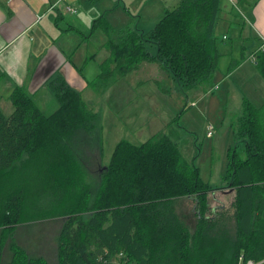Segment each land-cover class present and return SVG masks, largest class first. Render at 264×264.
Returning <instances> with one entry per match:
<instances>
[{
    "label": "trees",
    "instance_id": "16d2710c",
    "mask_svg": "<svg viewBox=\"0 0 264 264\" xmlns=\"http://www.w3.org/2000/svg\"><path fill=\"white\" fill-rule=\"evenodd\" d=\"M221 3L180 0L148 33L130 25L115 29L99 17L91 35L105 32L110 54L90 87L102 92L143 63H157L181 88L209 92L221 58L214 34ZM253 56L264 78V49ZM49 87L58 103L50 114L22 87L10 96L11 116L0 109V229L3 241L11 239L9 264H49L31 256L14 235L21 225L56 218L64 220L59 264L264 260V106L243 99L238 134L246 150L228 153L221 190L231 191L225 192L232 195L230 212L217 188L163 132L139 145L118 142L98 181L79 155L90 148L103 153L104 108L90 109L62 77ZM185 200L196 203L187 214L180 210Z\"/></svg>",
    "mask_w": 264,
    "mask_h": 264
},
{
    "label": "crops",
    "instance_id": "0c3cea01",
    "mask_svg": "<svg viewBox=\"0 0 264 264\" xmlns=\"http://www.w3.org/2000/svg\"><path fill=\"white\" fill-rule=\"evenodd\" d=\"M179 1L180 0H0V107L5 100L10 99L11 94L17 87L24 88L35 100L38 99L42 101L44 98L46 99L49 96L52 97L49 87L50 83L61 77L64 78L71 87L79 91L82 97L84 94L91 97L92 94L90 89L92 88L89 83L93 81L98 74L96 76L95 73L91 76L86 75L87 67L90 65L89 61L94 60L96 62V54H98L100 67V64L109 57L110 52L104 46L102 50H96L94 54L88 52L87 55L89 56L86 59H80L77 54L79 45L75 48V42L78 39V35L84 38L86 37L83 35L80 28L82 30H89L99 17L104 16L115 29H122L130 25L133 29L136 28L143 33H148L165 15V12L175 8ZM104 2H106V6H102L99 10L98 5H103ZM249 2L255 3V1ZM69 8L73 11L69 10ZM118 11L123 13L121 14L122 20L115 17ZM250 15L254 22L253 31L255 34L252 32V29H250V34H247V39L248 41L253 40L255 42L254 49L259 50L262 47L264 39V0H258L255 4L253 13ZM65 19L70 21V23H66ZM244 29L245 27L243 30ZM103 33L105 34V32ZM82 42L84 41L82 40ZM153 50L156 51V48H153ZM253 58L254 56L252 54L248 61L254 63ZM146 64L156 65L147 66L144 72L152 71L161 79H165L166 77V79L171 78L168 74V76H166V74L161 71V67L157 63H143L137 71L119 79L111 85L107 93V100L110 106L104 109V116L102 119L104 139L103 153L98 152L99 162L105 164L104 166L110 161L108 158L110 153L105 152V148L121 140H128L133 144L144 140L146 135L142 136L141 127L146 126L148 128V126H154L153 129H149L151 131L149 139L161 132L166 133L171 139L175 138L173 134L179 135V132L175 130V128L172 132L173 134L168 130L166 131L170 121H174L176 118L164 120L163 115L165 111L159 108V106L177 108L178 103H172L171 100L165 98L163 94H161V96L159 88L155 91H151V93H153V98H157V103L154 102V105L157 107L149 110L148 117H140L142 115H147V113L142 112L143 109L137 106H135V109L131 112L124 109L122 106L125 96L132 94V84L130 83V79L127 80L128 77L139 72ZM244 65L241 64L234 67L232 73L225 77V80L229 81L233 73H238L243 70ZM173 84H175L174 81ZM214 85L212 87L213 89L209 92H204L201 89L193 90L190 95L192 98L196 97L197 100L191 102L188 97L187 105H184V108H182L180 112L185 114L186 107L188 108L191 103L192 106L198 108L209 96V93L220 90L219 85ZM244 98L246 97L242 96L241 100L243 101ZM180 99L183 101V97H180ZM251 103L254 105L253 101H251ZM38 104L43 108L41 102ZM177 110H180V107ZM124 114L128 116L124 118ZM191 117L192 114L189 113L188 119ZM211 126L213 125L209 124L208 128ZM119 128L124 129L122 131H117ZM238 130L239 127L235 130L233 128L234 136L236 139L243 140L238 134ZM118 133H121L123 137ZM216 136H221V134H215L214 127L213 135L209 136L207 134V137L215 138ZM125 137H129L130 140L125 139ZM236 145L235 143V146ZM230 150L231 149H229V151ZM105 157L107 159H104ZM213 165L214 158L212 157L209 165L211 169V173L208 174L209 178L213 175ZM203 178L202 176V179ZM205 182L210 183V181ZM222 184H224V181L221 185ZM10 262L11 261H9V263Z\"/></svg>",
    "mask_w": 264,
    "mask_h": 264
},
{
    "label": "rangeland",
    "instance_id": "374dc122",
    "mask_svg": "<svg viewBox=\"0 0 264 264\" xmlns=\"http://www.w3.org/2000/svg\"><path fill=\"white\" fill-rule=\"evenodd\" d=\"M249 1H255V3L253 2V4ZM257 2L258 0H248V3L253 5L247 6L236 0H222L221 11L214 30L215 36L218 37V47L221 54L219 67L214 77V84L219 85L220 90H213L214 93H209V96L198 108L192 106L191 103V105L185 109L186 115L180 112L182 108H184V105H187L188 97L191 102L197 100V98L191 97L190 94L192 91L189 89H183L177 85V83L173 84L170 77V79H166L167 77L161 79L152 71L144 72L147 66H154L156 64H146L139 72L128 77L127 80L130 79V83L132 84V94L125 96L122 103L124 109L129 110V112L135 109V106L143 109L142 112L147 113V115L140 116L143 118L149 116V110L157 107L154 105V102L157 103V98H153V93H151V91H155L157 88H159L160 95L163 94L165 98L171 100L172 103H178L177 108L159 106L160 110L163 109L165 111L163 115L164 120L176 118L174 121H170L166 131L168 130L172 133L175 128V130L179 132V135L172 133L175 137L172 138V140L179 144L185 160L192 164L194 163V165L200 168L201 175L204 177L203 179L205 181H210L211 185L214 187H218L216 189L220 192L218 193V199L226 202V208L230 212L234 211V209L231 208L232 195H225L227 194L225 192H228V190L221 191L223 187L226 186L225 183L222 185L221 183L227 171V154L229 149H231L229 151L230 153L235 150L239 154H243V151L246 150V140L236 139L233 132V128L235 130L237 127H240V118L243 117V101L241 97L244 96L250 99L258 108L264 106V78L258 71L256 65L248 61L251 55L256 51V49H254L255 42L253 40L248 41L247 34H250V29H252V32L255 34L253 31L254 22L250 14L253 13ZM102 6H106V2H104L103 5H98V9L100 10ZM116 14L115 17L122 20L121 14L123 13L118 11ZM66 23H70V21L66 20ZM243 26L245 27L244 30ZM80 30L86 37L84 38L78 35L75 48L79 45L77 54L80 59L84 60L89 56L87 55L88 52L94 54L96 50H102L106 44L107 38L100 30L91 35V27L89 30H82L81 28ZM82 40L84 42H82ZM99 63V55L96 54V62L94 60L89 61L90 65L87 67L86 75L91 76L95 73L96 76L99 74L101 72ZM241 64H245L243 70L238 73H233L232 78L226 81L225 77L232 73L234 67ZM161 71L168 76L163 69H161ZM104 85L105 84L102 83V87H104ZM108 91L109 90L105 88L102 92H98L97 89L92 88L90 89L92 96L89 97L87 94H84L83 99L92 109H105L110 106L107 100ZM180 97H183V101ZM36 101L37 103L41 102L45 105H42V110L46 114L52 113L58 107L56 99L50 96L46 99L44 98L42 101L38 99ZM179 107L180 110H177ZM0 108L3 114L8 117H10L14 111V106L10 99L5 100ZM189 113L192 114L190 119H188ZM127 116V114L123 115L124 118ZM209 124L215 127V134H221V136H216L215 138L207 137L208 131L210 130V128H208ZM213 126H211L212 131H214ZM153 128L154 126H148V128L146 126L141 127L142 136L146 135L145 139L135 144L147 141L151 133L149 129ZM123 129L124 128H119L117 131H122ZM125 139L130 140L129 137H125ZM131 141L135 142L133 140ZM235 143L237 144L236 146ZM116 144L117 143L114 142L112 146L105 148V152L110 153L108 157L109 160ZM90 150L86 149L84 153L82 151V156L79 155V160L84 165L86 171L99 181L102 167L105 164L99 162L98 151L93 148H90ZM212 157L214 158V169L212 177L209 178L208 174L211 173L209 165ZM104 159L107 158L105 157ZM224 195L227 196V199ZM219 203L217 202L215 205H219ZM193 205H196L194 201L185 200L180 210L184 214L190 213ZM188 219L190 221L193 220L191 217ZM63 221V218H56L21 225L14 235V241L27 250L31 256L44 257L49 264H59L57 246ZM3 238L5 237H3L0 229L2 264H8L9 261H11L10 259H12V254L10 252L11 239L8 238L3 241Z\"/></svg>",
    "mask_w": 264,
    "mask_h": 264
},
{
    "label": "built area",
    "instance_id": "2783aa9c",
    "mask_svg": "<svg viewBox=\"0 0 264 264\" xmlns=\"http://www.w3.org/2000/svg\"><path fill=\"white\" fill-rule=\"evenodd\" d=\"M69 10H72L71 8H69ZM73 11V10H72ZM75 12V11H74ZM260 49H264V39H263V44H262V47L260 48ZM255 58V57H254ZM253 58V59H254ZM210 128V130H209V132H208V135L209 136H212L213 135V131H212V127H209ZM240 260H241V263L240 264H242V261H243V257H241L240 258ZM246 264H264V261H260V262H254V261H248Z\"/></svg>",
    "mask_w": 264,
    "mask_h": 264
},
{
    "label": "bare ground",
    "instance_id": "6f19581e",
    "mask_svg": "<svg viewBox=\"0 0 264 264\" xmlns=\"http://www.w3.org/2000/svg\"><path fill=\"white\" fill-rule=\"evenodd\" d=\"M227 190V189H226ZM229 191V190H228ZM36 225V224H35ZM251 261H254V260H252V259H250ZM250 260H247V261H245V259L243 258V261H242V264H246L248 261H250ZM261 261H264V260H261ZM254 262H256V261H254ZM260 262V261H259ZM240 263H241V260H240Z\"/></svg>",
    "mask_w": 264,
    "mask_h": 264
},
{
    "label": "flooded vegetation",
    "instance_id": "af4514ba",
    "mask_svg": "<svg viewBox=\"0 0 264 264\" xmlns=\"http://www.w3.org/2000/svg\"><path fill=\"white\" fill-rule=\"evenodd\" d=\"M227 190H229V189H227ZM227 190H225V191H227ZM230 191V190H229Z\"/></svg>",
    "mask_w": 264,
    "mask_h": 264
}]
</instances>
